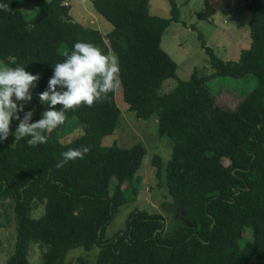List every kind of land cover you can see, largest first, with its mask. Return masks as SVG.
<instances>
[{
	"label": "trees",
	"instance_id": "obj_1",
	"mask_svg": "<svg viewBox=\"0 0 264 264\" xmlns=\"http://www.w3.org/2000/svg\"><path fill=\"white\" fill-rule=\"evenodd\" d=\"M66 1L35 0L27 16L19 0H0L11 9L0 10V61L39 74V94L64 60L62 53L76 42L116 55L127 108L138 118L154 115L158 135L172 143L168 159L155 154L151 163L169 196L161 206L177 218L167 227L161 213L136 208L123 229L105 237L126 201L122 185L131 183L136 193L132 180L145 155L141 142L102 143L120 119L114 91L92 107L69 111L64 125L45 133L46 144L30 147L28 137L0 140V202H12L16 233L5 264H30L34 243L42 247L39 264H65L70 250L93 247L98 249L93 264H264V0H244L251 43L237 61L218 57L191 24L213 71H193L163 94L158 93L163 81L177 78L175 61L160 45L168 25L179 21L176 0H168L169 17L151 14L149 0H91L112 24L105 35L74 21ZM204 5L197 16L210 20L214 8L208 0ZM248 74L257 83L233 107L207 85L216 76ZM79 128V135L62 141ZM84 146L90 151L83 159L56 167L61 153ZM42 205V215L33 217ZM245 228L252 238L242 235ZM74 264L91 263L78 257Z\"/></svg>",
	"mask_w": 264,
	"mask_h": 264
},
{
	"label": "rangeland",
	"instance_id": "obj_2",
	"mask_svg": "<svg viewBox=\"0 0 264 264\" xmlns=\"http://www.w3.org/2000/svg\"><path fill=\"white\" fill-rule=\"evenodd\" d=\"M214 8L210 20H204L197 16L205 10V0H176L179 9V21L171 22L161 37L160 45L176 63L177 78H168L163 81L158 93L163 94L172 90L177 79H188L193 71L198 75H207L213 71L204 48L200 46L197 37V30L203 34L206 45L211 47L215 54L227 61H237L241 50L248 48L251 43L246 17L248 9H244V0H208ZM70 5L69 13L74 21L84 26L98 29L105 35L112 24L100 15L92 6L91 0H67ZM149 11L161 17H169L170 4L168 0H149ZM243 7V8H242ZM20 10L27 16L35 10V0H19ZM106 40V39H105ZM107 41V40H106ZM0 64H3L0 61ZM256 77L248 74L243 78L230 76H216L207 82L208 87L222 101L230 106H235L239 100L256 85ZM32 100L25 104L26 111L33 112L32 120L37 121L43 118V112L48 105L41 103L38 94V83L30 89ZM115 102L120 109V119L114 132L103 138V145H110L116 142L117 145L126 147L141 142L145 147V155L132 180V186L136 193L130 192L131 183L125 182L122 188H126V201L119 206L105 231V237L112 236L116 231L125 227L127 215L133 209H143L150 213H161L165 217L166 226L169 227L177 218V213L168 212L161 206V203L169 196L163 180L155 178V168L151 163L153 155H159L163 161L170 157L172 143L168 138H162L157 132V119L154 115L146 119L138 118L134 112L127 108L122 98V90L119 86L115 90ZM21 103V102H18ZM57 110L61 106L57 105ZM21 119L23 115L19 113ZM19 121L13 119L10 125L8 139L11 143L15 141V129ZM82 130H74L64 136L62 141L68 142L74 136L79 135ZM172 141V140H171ZM222 162L228 164L229 160L223 158ZM112 186V185H111ZM112 192V188L110 189ZM44 212V206H39L32 211L33 217H38ZM15 222L13 204L10 200L0 202V264H5L7 258L13 251L15 242ZM245 238H252L250 229L245 228L242 232ZM98 249L93 247L90 250L75 248L70 250L65 258V264H74L78 257L85 258L93 264ZM42 247L34 243L28 253L30 264H39Z\"/></svg>",
	"mask_w": 264,
	"mask_h": 264
},
{
	"label": "clouds",
	"instance_id": "obj_3",
	"mask_svg": "<svg viewBox=\"0 0 264 264\" xmlns=\"http://www.w3.org/2000/svg\"><path fill=\"white\" fill-rule=\"evenodd\" d=\"M0 10L10 11L9 3L0 4ZM62 55L64 60L55 64L47 89L39 93L40 102L48 108L43 112V118L35 122H30L33 112H25L24 107L32 100L30 89L36 86L39 74H31L24 66L0 64V140L8 138L11 122L16 119L19 124L14 133L15 141L28 137L26 143L30 147L46 144L48 136L45 133L64 125L69 111L103 102L119 87L120 68L116 55L105 54L94 44L80 41ZM57 105L61 106L59 110ZM21 112L24 113L22 119ZM89 151L88 146L69 149L61 153L62 159L56 167L62 168L70 161L83 159Z\"/></svg>",
	"mask_w": 264,
	"mask_h": 264
}]
</instances>
